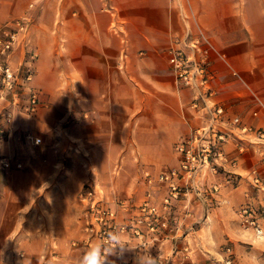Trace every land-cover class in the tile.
<instances>
[{
    "label": "crops",
    "instance_id": "obj_1",
    "mask_svg": "<svg viewBox=\"0 0 264 264\" xmlns=\"http://www.w3.org/2000/svg\"><path fill=\"white\" fill-rule=\"evenodd\" d=\"M89 1L0 0V22L24 15L30 18L27 33L9 58L12 67L30 65L33 70L20 97L29 89L49 96V110L56 118L62 111L53 98L62 93L68 98L63 154L57 152L63 142L53 141L50 150L55 154L48 160L52 166L40 163L38 170L27 169L28 159H23L19 160L21 166L24 162L23 169L0 170V264H76L100 242L86 229L85 183L91 185L94 200L116 210L117 223H133L147 192L160 207L167 187L148 183L146 172L156 176L179 167L175 145L205 120L200 110L190 106L191 91L175 80L168 62V48L176 37L183 39L185 28H129L115 12L109 17L114 28L91 25ZM198 1L199 21L215 51L202 45L195 56L205 59L212 100L224 108L219 124L225 133L221 148L227 160L219 162L216 173L205 170L199 193L188 191L171 201L165 211L166 228L151 231L141 222L139 236L131 225L120 232L132 248L118 247L107 264H137L145 250L159 264H224L226 247L232 264L264 262V238L245 228L238 214L248 204L264 225V188H255L249 175L257 168L264 178L260 154L264 145L257 142L255 133L264 128V110L252 98L254 93L264 102V0ZM48 2L58 25L39 28ZM63 15L65 26L61 25ZM191 29L194 34L195 28ZM62 48L65 70L58 59ZM79 101L82 108L76 104ZM37 107L38 102L33 113H41ZM255 109L257 115L252 114ZM234 116L239 123L232 121ZM242 126L252 130L243 131ZM13 172L17 177L42 179L27 185L24 180L13 181ZM122 178H128V183L122 184ZM73 184L75 189L69 191ZM42 185L47 188L40 190ZM23 188L35 195L34 200L9 201L11 191ZM53 189L59 195L65 192L72 201L47 202L46 194ZM77 204L80 215L69 214ZM30 214H37L33 231L27 229ZM75 239L79 240L76 245Z\"/></svg>",
    "mask_w": 264,
    "mask_h": 264
},
{
    "label": "built area",
    "instance_id": "obj_2",
    "mask_svg": "<svg viewBox=\"0 0 264 264\" xmlns=\"http://www.w3.org/2000/svg\"><path fill=\"white\" fill-rule=\"evenodd\" d=\"M30 23L29 16H18L0 22V101L8 96L14 100L23 93L24 84L31 79L33 70L30 65L12 67L10 64V54L15 45H17L20 37L25 36ZM213 48L207 36L201 28H196V33H192L191 28H185L183 39L177 37L171 43L168 52V62L172 68L175 80L182 86L187 87L192 94L190 106L193 109L200 110L205 116L204 122L193 128L190 135L179 141L175 145L176 151L180 155V164L177 168H172L167 171H160L156 176H151L146 172V181L148 183L160 182L167 187V194L163 197L161 206L151 201L150 193L147 192L145 198L138 206L137 214L132 217L131 231L135 235H141V230L137 224L144 222L151 231H156L161 228H166L168 219L165 211L169 209L171 201L178 198L180 194L188 191L195 193L200 192V182L205 170L216 173L219 162L227 160L221 148V142L225 138L219 122L222 120L224 108L212 100L214 90L210 86V73L207 71L206 61L204 58H197L195 51H202L201 46ZM231 73L237 79L245 84L242 76L227 64ZM28 104L26 109L33 110L37 102V94L33 89H29ZM253 101L259 108L264 110V102L254 93H252ZM13 107L0 105V113L4 115V120L8 122L11 118ZM252 114L257 115V109L252 111ZM234 123H239L240 118L234 116ZM6 126L0 124V137L6 131ZM243 131L252 130L251 126H242ZM257 142L264 145V128L255 130ZM27 138L32 144L39 142L38 138L27 134ZM262 159H264V150H260ZM5 167L10 166V161L6 158L1 159ZM19 166V163H17ZM251 184L255 188H264V178H261L257 168H253L250 173ZM218 184L213 186L217 189ZM89 190L84 197L91 195ZM238 214L241 218V224L245 228H252L257 237L264 238V225H261L253 216V209L244 204L239 208ZM116 210L107 207L94 199L87 201L86 210V229L92 234H96L98 239L104 240L111 233L124 232L130 226L127 222L117 223ZM131 219V218H130ZM79 240H74V245L78 244ZM118 249V247H117ZM228 256L224 259V264H232V256L230 248H225ZM118 251V250H116ZM124 264V263H121ZM261 264H264L262 262Z\"/></svg>",
    "mask_w": 264,
    "mask_h": 264
},
{
    "label": "rangeland",
    "instance_id": "obj_3",
    "mask_svg": "<svg viewBox=\"0 0 264 264\" xmlns=\"http://www.w3.org/2000/svg\"><path fill=\"white\" fill-rule=\"evenodd\" d=\"M48 2L47 12L43 16L40 21L39 28H53L56 27L58 22L55 21L54 13L52 6ZM200 4L198 0H90L89 1V10H90V19L91 25H106L105 28H114L115 24H111L110 14L113 12L118 15L123 24H126L129 28H145V25H149L155 28H203L199 21V13H200ZM123 18V19H122ZM65 16L63 15V22L61 25L65 26ZM56 23V24H55ZM55 24V25H54ZM192 30V29H191ZM203 30V29H202ZM204 32V31H203ZM196 33V31H195ZM205 34V32H204ZM206 35V34H205ZM207 36V35H206ZM208 38V36H207ZM209 39V38H208ZM210 41V40H209ZM169 49V48H168ZM215 51V50H214ZM66 50L64 48L60 49L58 52L59 62L63 63L61 67L65 70L66 66V58H65ZM218 57L221 59L222 56L216 50ZM237 71V70H236ZM37 94V102L38 108L41 109V113H33L32 110L26 109L25 106L28 104V95L25 97L18 96L14 103L12 104V98L8 96L5 100L0 101V105H7V107H13L11 118L8 122L4 120V115L0 113V124L5 127V132L0 137L1 141H4L0 145V160L2 158H7L10 161V166L5 167L0 161V170L2 167L9 169H23L24 162L21 166L19 160H27L25 161V167L27 169H36L39 167L38 165L41 163L42 167L44 166H52L48 160H50L55 152L51 149V143L55 140H59L63 142L62 145L58 146V153H62L64 149V141H65V107L67 104V96L65 93L60 94L57 98H53L54 101L57 102L59 109L62 111L58 113L59 118L54 117V114L50 113L49 106L51 98L49 96H44L41 94ZM79 108L81 107V102H76ZM82 116V114H80ZM80 131V129H79ZM27 134L38 138L39 142L37 144H32L27 138ZM63 154V153H62ZM32 158H37L40 160L38 163L35 161H31ZM19 163V166L17 165ZM39 168L40 172L43 170ZM43 171L41 172V174ZM13 181L24 180L27 185H31L34 181H40L42 176H28V177H17L16 173L13 172L12 178ZM122 184L128 183V178H122ZM72 185V184H70ZM43 187L40 190H44L47 186L42 185ZM26 187V186H25ZM24 187V188H25ZM11 191L9 194V201L21 202V201H32L34 200L35 195L29 193L28 191ZM27 188V187H26ZM67 189L69 191L74 190L73 187L68 186ZM82 190L84 191L83 195H85L89 190L92 191L91 195L86 196V200H92L94 191L91 188V185L85 183L82 186ZM60 191H64L61 190ZM57 191L53 189V191L48 192L46 194L45 200L47 202H51L55 200V198L59 201L71 200L69 196L66 197L65 192L61 193L58 196L56 195ZM82 195V196H83ZM84 197V196H83ZM78 200V198L74 199ZM99 202L98 200H95ZM54 202V201H53ZM79 202V201H78ZM83 202V201H81ZM86 202V201H85ZM15 203H13L15 205ZM100 203V202H99ZM103 204V203H101ZM104 205V204H103ZM106 205V204H105ZM79 205H74V207L69 210V214H73L75 216L80 215L82 210L78 207ZM85 206V207H84ZM83 211L87 210V203L83 205ZM46 210L45 212H47ZM53 211H61L53 210ZM34 214L29 215V224H27V229L30 231L36 230L37 226L33 225V218H36L37 214L33 217ZM78 240V239H75ZM33 248V247H32ZM35 250V249H32ZM12 259V258H11Z\"/></svg>",
    "mask_w": 264,
    "mask_h": 264
},
{
    "label": "clouds",
    "instance_id": "obj_4",
    "mask_svg": "<svg viewBox=\"0 0 264 264\" xmlns=\"http://www.w3.org/2000/svg\"><path fill=\"white\" fill-rule=\"evenodd\" d=\"M125 246L130 247L121 239L120 233H111L109 237L93 244L87 249L76 261V264H107L109 255L115 254L117 247L124 249ZM137 264H159L158 258H153L147 254L137 258Z\"/></svg>",
    "mask_w": 264,
    "mask_h": 264
}]
</instances>
